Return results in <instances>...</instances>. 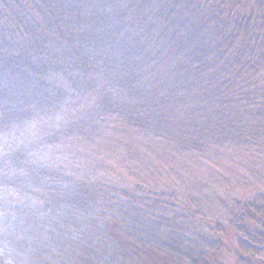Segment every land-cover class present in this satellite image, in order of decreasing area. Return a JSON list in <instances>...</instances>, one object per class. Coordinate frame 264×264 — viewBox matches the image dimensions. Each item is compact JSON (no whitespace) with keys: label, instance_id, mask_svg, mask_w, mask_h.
I'll use <instances>...</instances> for the list:
<instances>
[{"label":"trees","instance_id":"1","mask_svg":"<svg viewBox=\"0 0 264 264\" xmlns=\"http://www.w3.org/2000/svg\"><path fill=\"white\" fill-rule=\"evenodd\" d=\"M1 176L0 264H264V0H0Z\"/></svg>","mask_w":264,"mask_h":264},{"label":"rangeland","instance_id":"2","mask_svg":"<svg viewBox=\"0 0 264 264\" xmlns=\"http://www.w3.org/2000/svg\"><path fill=\"white\" fill-rule=\"evenodd\" d=\"M131 144L133 145V143L131 142ZM118 148V147H117ZM116 148V149H117ZM128 149V151L126 150V152L128 153V155H126V154H124L122 151L121 152H119V151H116V154H112V153H107L106 155L107 156H111V157H116V156H118L116 159H115V161L116 162H122V161H124V160H128V159H131L133 162H132V164L129 166V169H130V172H133L135 175H138V174H140V171H141V173H145L146 175H150V173H151V171H152V167L150 166V164L149 163H145V165L144 166H141L140 167V162L142 161V159H143V157L142 158H139L138 157V152H136L135 150H134V152H131L130 150H129V148H127ZM128 158V159H127ZM137 158V159H136ZM113 160V159H112ZM8 179H12V178H8V176H1L0 177V184H2L3 182H8ZM2 188V187H1ZM6 194V193H5ZM228 259H230V258H228ZM226 264H234L233 262H232V260L230 259V260H228L227 262H226Z\"/></svg>","mask_w":264,"mask_h":264}]
</instances>
